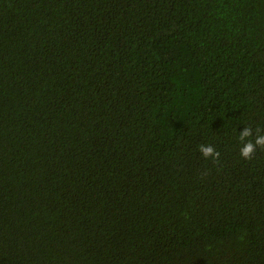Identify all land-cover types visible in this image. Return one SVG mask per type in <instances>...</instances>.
<instances>
[{"label": "trees", "instance_id": "obj_1", "mask_svg": "<svg viewBox=\"0 0 264 264\" xmlns=\"http://www.w3.org/2000/svg\"><path fill=\"white\" fill-rule=\"evenodd\" d=\"M246 126L264 0H0V264H264Z\"/></svg>", "mask_w": 264, "mask_h": 264}, {"label": "clouds", "instance_id": "obj_2", "mask_svg": "<svg viewBox=\"0 0 264 264\" xmlns=\"http://www.w3.org/2000/svg\"><path fill=\"white\" fill-rule=\"evenodd\" d=\"M262 132L264 130L257 127L254 135V130L250 126H246L239 133L240 156L243 159L251 160L258 148L264 150V134H261ZM198 150L204 159H211L214 163H219L221 153L214 146L201 144L198 145Z\"/></svg>", "mask_w": 264, "mask_h": 264}]
</instances>
